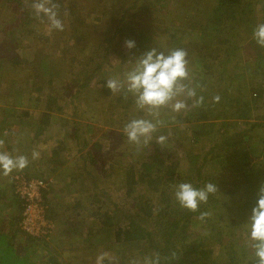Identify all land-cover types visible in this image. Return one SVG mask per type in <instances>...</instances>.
<instances>
[{
	"label": "trees",
	"instance_id": "trees-1",
	"mask_svg": "<svg viewBox=\"0 0 264 264\" xmlns=\"http://www.w3.org/2000/svg\"><path fill=\"white\" fill-rule=\"evenodd\" d=\"M125 1L89 0L91 10L96 6V13L102 15L95 18V23L91 24V33L96 37L104 38L110 47L127 39L134 40L136 47L131 50L132 54L137 55L138 58L154 47L158 51L167 52L169 49H159V46L152 45L155 41L153 35L155 30L165 33L166 29L160 26L163 22L155 18L154 8L151 7V3L149 4V0H144L142 3L140 0H133L132 5H126ZM178 1L174 11L179 18L186 19V27L181 29L177 27L175 32L169 35L170 42L174 43L172 49L183 48L188 55L189 51L194 53L193 55H196L197 50L200 51L198 55L201 56V64L206 72L203 76H199V71H196L198 76H193L192 86L194 82L199 86L206 83L211 85L209 89L204 90L200 86L196 90L197 98L204 97V103L201 106L193 107L194 101L189 99L188 112L185 115H179L180 122L186 121L189 124L187 129L191 131V138L188 143L194 152L186 151L181 157H174L171 152H168V148L167 151L165 150V155L160 154V146H157L154 151L143 153L137 159L132 158L129 161L117 159L119 164L114 171L111 167L109 170L108 166L117 163L109 159L103 164L104 171L101 179L104 186L100 184L98 175L95 174L96 176L92 175L89 178L85 176V179H91V181L90 185L87 186V184L82 191L86 190L85 194L90 201H85L86 204L78 201L74 205L75 208H81L83 205L85 209H88V215L95 219V223L87 230L88 235L78 240L77 238L69 239L67 230L70 227H68L63 233L62 243L65 241L67 251L85 250L86 245L91 246L89 249H92L110 243L109 248L112 249H120L122 246L123 254L126 250L131 251L130 259L159 253L162 264H255L251 251L247 250L248 253H245L243 249L245 244L238 245L233 241H231L232 244L225 243L220 236V229L222 223L226 224V220L228 224L239 222L247 224L251 209L256 203L258 189L261 183H264V157L258 158L255 149L258 129L263 124L250 121L253 118L250 113L252 109L246 102L242 103L241 89L234 85L227 86L224 82L228 78L244 75L246 69L252 67H254L253 74L260 72L264 75V47L258 46L252 36L255 26L258 23H264V16L263 19L256 17L255 8L253 9L243 0L210 1L201 6L197 15L193 14L192 9L189 8L191 2L195 0ZM6 2L10 5L15 3L20 5L15 22L29 24L37 20L31 9L32 0H7ZM54 2L59 5V13L64 20L72 17V21L68 23L73 22L72 25L78 26L88 24L82 16L87 8L84 1L54 0ZM145 7H148L147 10ZM65 12L68 13L67 16L64 15ZM103 19L106 21H102ZM157 23L160 25L154 27ZM194 29H199V40L192 43L191 32ZM247 42L253 49L248 47ZM77 43L68 41L67 48H64L65 54L58 61L52 62L51 58L48 62L50 66L51 62L53 64L65 63L64 61L69 63L71 68L68 67L62 75L69 79L70 87L86 88L89 84L80 83L83 73L80 70L79 64L82 59L79 54L82 50ZM240 43H244V46ZM195 47L198 48L195 50ZM82 49L84 50V46ZM215 53L219 55L224 53L229 60L236 59L238 73H235L236 69L230 70L227 67H224L222 72L215 73L212 69L213 59H210ZM245 58L253 60L248 61L253 63L242 65ZM104 60L107 59L104 58ZM41 66L40 70H42ZM64 76L60 78L63 80ZM89 76L87 75L86 78ZM49 82L54 87L51 95L58 94L55 90L56 84L52 79ZM242 92L244 93L243 90ZM257 92L259 97L255 100L263 99L264 88H257ZM215 96L220 97L219 102H213ZM124 98L123 91L120 100ZM228 106L236 109L234 116L238 114L237 117L244 120L242 125L236 128L237 122L210 124L205 121V119L228 116L226 114ZM60 108L59 106L58 109ZM48 117L50 115H46L47 120H49ZM3 123L2 120L0 128ZM43 127L39 126L37 130L41 131ZM229 128L231 131L228 130ZM176 136L182 138L180 131H176ZM205 138L208 141L202 147L201 142H204ZM129 146H132L133 151L137 150L135 144ZM262 151L264 154V140ZM58 156L59 152L55 151L54 157ZM182 158L185 159V164L182 163ZM53 161L57 164L54 169L61 167L65 162L62 157L60 160L50 159V162ZM93 162H95L94 158L91 160V165ZM97 163L99 164L98 161ZM227 165L230 171L226 170L225 175L211 168L220 166L221 169H226ZM83 171H87L86 175L93 172L88 166ZM42 174L41 172V178H43ZM30 176L29 173H25L26 178L30 179ZM78 178L86 184L82 175ZM182 182L191 183L196 188H201L208 182L216 183L218 192L210 194L207 203H201L197 211H189L182 208L174 197V186ZM48 191L43 189L47 217L63 223L64 215L56 211L57 202L48 197ZM119 193H122L120 197H118ZM2 196H4L3 192ZM12 204L15 206V213L11 215L8 226L5 221L0 220V237L5 238L6 244H2L6 248L0 247V264H37L33 257L38 253L47 255V264H67L65 259L62 260V253L54 251L51 247L52 242L47 239V236H35L23 229L21 223L25 202L20 195L14 194ZM202 212H208L210 215L201 220L199 216ZM216 230L218 232L215 233ZM21 236L25 237L26 243L21 240ZM57 240L58 238L55 242ZM81 242L85 243V247L81 246L79 249ZM172 253L176 254L175 259H171ZM165 257L169 259L165 261ZM127 258V256L121 257L122 260ZM104 263L108 264V261L105 260Z\"/></svg>",
	"mask_w": 264,
	"mask_h": 264
},
{
	"label": "rangeland",
	"instance_id": "rangeland-1",
	"mask_svg": "<svg viewBox=\"0 0 264 264\" xmlns=\"http://www.w3.org/2000/svg\"><path fill=\"white\" fill-rule=\"evenodd\" d=\"M6 1L0 0V63L2 62L0 64V123L2 120L4 121L0 128V140L4 141V144L0 146V151H7L14 156L26 155L29 157L30 163L25 169L14 170L8 176L0 174V220L5 221L8 226L11 215L15 213V206L14 204L11 205L14 194H17L20 182L29 179L25 178V173H29L30 179H34L41 178L42 172L45 179H41L46 183L45 189L49 190L48 197L56 200V211L60 215H64V222H67L61 223L55 219L51 220L53 229L46 231L42 228L40 233L47 235V239L52 242L51 247L54 251L62 253V260L65 259L67 264H95L97 255L107 251L117 256L120 264H129L131 251L126 250V253L123 254L122 246L120 249H112L109 248L110 243L106 246L99 245L89 249L91 246L86 245L85 247V243L81 242L79 249L84 246L85 250L67 251L65 241L62 243L63 233L65 229L70 227L67 230L69 239L77 238L76 240H78L88 235L87 230L95 223V219L88 215L89 210L85 209L83 205L81 208H75L74 205L78 201H82L83 204H86L85 201H90L85 194L87 193L86 190L82 191L84 187L90 185L91 181V179H85V176L89 178L92 175H98L100 184L104 186L101 179L104 171L103 164L109 159L117 163L108 166L109 170L111 167V170L114 171L119 164L118 160L129 161L132 158L141 157L143 153L154 151L157 146H160L156 143V137L159 135L167 137L165 144L160 146V154L165 155L167 148L174 157H181L186 151L194 152L188 143L191 138V131L187 129L189 124L186 121L180 122L178 120L179 115H185L188 110L175 114V121H171L169 119V116L172 115L170 111L162 109L160 119L165 120L164 125L158 127L148 146L141 147L142 152L141 148L133 151L132 146H129L132 143L127 140L123 132L125 124L132 118L151 119L152 117L135 108L131 94L120 100L123 91L114 94L109 90L108 93V89L103 87V84L106 79L113 76L123 79V73L130 70L138 57L132 54V50L124 46V41L110 47L104 38L96 37L91 33L90 26L95 23V18L102 17L96 13V6L91 10L89 0H82L87 6L82 15L88 22L86 26L84 24L72 25L73 22L68 23V21H72V17L64 20L63 16H60L64 21V30H53L48 33L46 22L42 23L38 19L29 24L15 22L19 15L20 5L18 3L10 5ZM143 1L140 0V3ZM210 1L215 2V0H195L191 2L189 8L192 9L193 14L197 15L201 6L210 3ZM243 2L251 5L253 9L255 8L256 17L263 19L264 0H243ZM124 3L132 5L133 0H126ZM150 3L151 7L154 8L155 18L159 22H163L161 25L157 23L154 27L160 25L166 29L165 33L155 30L156 32L153 34L155 41L152 45L159 46V49H172L174 43L170 42L171 37L169 38V35H172L177 27L180 29L186 27V19L179 18L174 11V7L179 1L149 0ZM145 8L147 10L148 7ZM102 21L106 20L103 19ZM198 40L199 29H194L191 32L190 41L193 43ZM68 41L71 43L78 42L77 45L82 50L79 54L82 59L79 64L80 70L83 73L80 83L89 84L86 88L70 87L69 79L64 74L62 75V72L66 71L68 67L71 68L69 63L66 61L60 64L52 63L58 61L65 54L64 48H67ZM238 41L240 42V40ZM240 44L244 46V43ZM83 46L84 50L82 49ZM248 47L253 49L251 44ZM199 52L197 50L196 55H193L194 53L189 51L190 54L187 57L191 80L193 76H198L196 71H199V76H203L206 72L205 67L201 64ZM51 58L53 60L50 66L48 61H51ZM104 58L107 60L105 61ZM210 59H213L212 69L215 73L222 72L224 67L230 68V70L236 69L238 65L236 59L229 60L224 53L221 55L215 53ZM248 61L253 60L245 58L242 65L253 63ZM40 66L42 70H40ZM253 70L254 67L246 69L244 75L232 79L228 78L224 84L227 86L234 85V87L241 89L242 103L246 102L252 109L250 113H252L253 118L250 121L263 124L258 129L255 146L257 157L263 158L264 98L258 101L255 99L259 97L257 88H264V75L260 72L253 74ZM238 71L236 69L235 73ZM86 74L90 76L86 78ZM60 76H64L63 80ZM51 79L56 84L55 90L58 92L54 96L51 95L54 90L49 82ZM200 86L204 90L211 87L209 83L200 84ZM200 86L194 82L193 87L196 90ZM59 106L60 109H58ZM235 110L234 107L228 106L226 113L228 116L205 119V121L210 124L213 122H230L231 124L237 122V128L238 125L244 123V120L238 118V114L234 116ZM217 112L223 114L221 111ZM46 115H50L49 120H47ZM121 119L123 120L121 121ZM39 126H44L41 131L37 130ZM228 130L231 131V128ZM176 131H180V137L183 139L177 138ZM185 138L188 140L185 141ZM207 141L205 138L204 142H201V146L204 147ZM33 150L40 153L38 159L32 160L31 153ZM198 150L201 151L200 148ZM55 151L59 152L58 157H54ZM61 157L65 161L64 164L54 169L57 164L54 161L50 162V159L60 160ZM93 158L95 162L91 165ZM182 163L185 164L183 158ZM87 166L93 171L90 175H86L87 171H83L85 167L87 169ZM211 168L213 171L224 175L226 170L230 171L228 165L226 169H221L220 166H212ZM80 175H82V179L86 180V184L78 178ZM2 192L4 196H2ZM121 194L119 193L118 197ZM113 196L115 198V195ZM216 232L218 231L216 230ZM220 236L225 240V243L232 244L231 241H233L238 245L245 244L243 249L246 251L245 253H248L246 249V244L249 241L248 224L244 222L228 224V220H226V224L222 223L221 225ZM56 238L58 240L55 242ZM4 240L5 238L0 237V247L3 249L6 248V246H2ZM21 240L26 243L24 236ZM44 251L46 252L47 249ZM56 252L54 253L57 254ZM123 256L128 258L122 260L121 257ZM33 258L37 264H47V255L45 254L38 253Z\"/></svg>",
	"mask_w": 264,
	"mask_h": 264
},
{
	"label": "clouds",
	"instance_id": "clouds-1",
	"mask_svg": "<svg viewBox=\"0 0 264 264\" xmlns=\"http://www.w3.org/2000/svg\"><path fill=\"white\" fill-rule=\"evenodd\" d=\"M31 9L36 19L46 22L47 31H63L64 21L60 17L59 5L54 0H32ZM68 15L67 12L64 13ZM253 39L257 45L264 47V23H258L253 29ZM124 46L131 50L136 47L132 39L124 41ZM188 53L183 48L169 49L167 53L158 51L155 47L144 52L130 70L123 73V79L113 76L105 80L103 87L112 93L124 91L125 96L131 94L135 108L145 112L144 118H132L124 126L123 132L127 140L135 144L139 149L148 146L153 134L165 121L160 119L161 110L168 109L172 115L171 121H175V114L188 109L187 101H194L193 107H199L204 103V97L197 98L196 88L192 86L190 77ZM220 97H213V102H219ZM167 140L164 135L156 137V143L163 146ZM4 144L0 140V146ZM40 153L33 150L32 160L38 159ZM30 161L26 155H12L7 151H0V174L8 176L14 170H23L28 167ZM218 192L216 183L208 182L201 188L194 187L191 183L182 182L174 186V197L182 208L189 211H197L201 203H207L209 195ZM210 213L202 212L199 219L203 220ZM249 241L246 249L251 251L255 258V264H264V183H261L255 205L248 217ZM176 254L172 253L171 259ZM169 258L165 257L167 261ZM120 264L119 258L107 251L97 255L95 264ZM129 264H162L159 253L134 257Z\"/></svg>",
	"mask_w": 264,
	"mask_h": 264
},
{
	"label": "built area",
	"instance_id": "built-area-1",
	"mask_svg": "<svg viewBox=\"0 0 264 264\" xmlns=\"http://www.w3.org/2000/svg\"><path fill=\"white\" fill-rule=\"evenodd\" d=\"M45 188L46 183L41 178L26 179L20 182L17 188V194L25 202L22 227L25 231L35 236H47L40 233L42 228L46 229V231L53 229V222L47 217L44 205L43 189Z\"/></svg>",
	"mask_w": 264,
	"mask_h": 264
}]
</instances>
